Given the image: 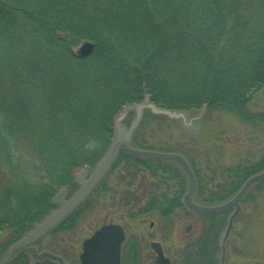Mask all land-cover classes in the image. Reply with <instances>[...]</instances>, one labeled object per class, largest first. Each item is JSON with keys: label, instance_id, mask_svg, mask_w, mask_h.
Segmentation results:
<instances>
[{"label": "trees", "instance_id": "16d2710c", "mask_svg": "<svg viewBox=\"0 0 264 264\" xmlns=\"http://www.w3.org/2000/svg\"><path fill=\"white\" fill-rule=\"evenodd\" d=\"M85 41L94 47L80 56L76 48ZM263 88L264 0H0V234H10L0 258L54 209L59 189L77 188L75 174L92 169L107 150L124 107L146 95L188 117L203 107L225 111L264 134V108L248 107ZM174 122L146 111L131 145L159 150L154 137ZM184 157L203 205L226 201L264 171L263 153L205 184ZM186 190L175 163L120 153L52 232L73 228L94 201L119 222L155 216L166 223L186 212ZM204 216L202 235L184 251L218 264L213 246L226 212ZM8 264L52 263L18 253Z\"/></svg>", "mask_w": 264, "mask_h": 264}, {"label": "rangeland", "instance_id": "374dc122", "mask_svg": "<svg viewBox=\"0 0 264 264\" xmlns=\"http://www.w3.org/2000/svg\"><path fill=\"white\" fill-rule=\"evenodd\" d=\"M78 48L79 46L76 50ZM248 107L251 111L264 108V88L253 95ZM198 116L199 118L195 119ZM132 118L133 114L130 113L124 125L127 126ZM187 118L193 119L191 125H184L180 120H171L175 122L165 125L164 132L156 135L154 141L160 144L157 147L160 151L171 148L173 152L193 160L205 184L210 178L220 176L222 168L250 160L256 161L264 153V134L260 127L250 125L233 114L216 109L206 110L203 107ZM85 169L88 175L91 169ZM215 180L219 182V179ZM74 191L67 192L66 196L70 197ZM230 199L231 197L226 202ZM240 202L241 209L235 216L233 227L226 239L222 241L224 225L219 235L217 234L218 239L216 238L213 248L218 264H264V180L253 184ZM104 205L100 201H94L89 208L81 212L73 228L48 233L37 242V249L63 256L70 264H81L79 254L82 251V241L102 224L121 222L117 221V216ZM229 209L226 213L228 219L234 211V208ZM205 218L202 214L186 210L166 223L155 216L147 218L144 222H121L126 233L125 243L135 239L138 244L135 255L130 254L131 248L125 250L128 251L129 258L126 264L135 262L136 256L141 260V264H155L154 253L149 248L150 241L161 243L170 264H192L196 260L197 264H201L202 258H207L206 255L191 253L194 255L191 259L186 256L184 250L202 235ZM9 237L8 232L0 234V246L7 242ZM2 252L4 253L1 257L6 251ZM219 255L222 260H219Z\"/></svg>", "mask_w": 264, "mask_h": 264}, {"label": "water", "instance_id": "95a60500", "mask_svg": "<svg viewBox=\"0 0 264 264\" xmlns=\"http://www.w3.org/2000/svg\"><path fill=\"white\" fill-rule=\"evenodd\" d=\"M93 47L94 44L84 42L78 48L77 54L80 56H86L91 53ZM146 110L150 111L153 115L180 120L184 125H191V122L193 121V119L188 120L184 112L171 111L154 105L150 102V99L147 96H145L143 101L139 104L125 107L113 121L112 127L114 132L106 152L88 175H86L85 169H81L75 175V182L78 185L77 190L70 197L65 198L66 189H59L53 197V202L57 207L17 242L13 243L9 247L6 255L0 260V264L9 263L14 254L19 252L28 254L30 258L35 261H43L44 259H47L57 262L58 264H67L61 256L53 254L49 251H38L34 244L83 204V202L109 171L120 152L130 157L171 161L177 164L184 172L188 181V189L182 198V204L188 210L199 213L215 214L223 212L229 208H234L233 213L227 221L222 241L226 239L233 227V220L241 209V199L253 184L264 180V171L249 177L242 184L237 193L227 202L213 206H204L195 203L193 201V195L196 187V180L189 163L182 155L174 152H160L134 148L131 146L132 136L138 128ZM130 113L133 114V118L126 126L123 122ZM198 118L199 116L195 119ZM123 240L124 231L120 224L109 223L102 225L93 233L92 236L83 240L82 252L79 256L80 263L119 264L120 244ZM150 247L156 254V264L170 263L169 259L164 256L159 242H151ZM221 257H224L223 250ZM222 258L220 259L222 260Z\"/></svg>", "mask_w": 264, "mask_h": 264}, {"label": "flooded vegetation", "instance_id": "af4514ba", "mask_svg": "<svg viewBox=\"0 0 264 264\" xmlns=\"http://www.w3.org/2000/svg\"><path fill=\"white\" fill-rule=\"evenodd\" d=\"M188 210V209H186ZM230 210V209H229ZM229 210H227L226 212H228ZM189 211V210H188ZM191 211V210H190ZM215 214H218V213H215ZM209 215H213V214H209ZM228 218V216H227ZM97 230V229H96ZM95 232V230H94ZM126 241V238L123 240V242L121 243L120 245V262L119 264H126L129 260V258H127V252L128 251H125V250H128L129 248H131V252L130 254H133L135 255L136 254V249L138 248V244L135 242V239L134 241L132 242H129V243H125ZM150 243V242H149ZM37 244V243H36ZM36 246V245H35ZM149 248H150V245H149ZM150 250L152 251V249L150 248ZM132 252H135V253H132ZM153 252V251H152ZM154 253V252H153ZM126 254V255H125ZM29 256V255H28ZM60 256V255H59ZM62 259L67 263V264H70L69 262H67L65 260V258L63 256H61ZM30 258V256H29ZM31 259V258H30ZM32 260V259H31ZM48 261V260H47ZM43 262V261H42ZM48 262H51V261H48ZM130 262L132 263V261L130 260ZM52 264H58L57 262H51ZM154 263H155V254H154ZM132 264H141V260L138 258V256H136V260L135 262H133Z\"/></svg>", "mask_w": 264, "mask_h": 264}]
</instances>
